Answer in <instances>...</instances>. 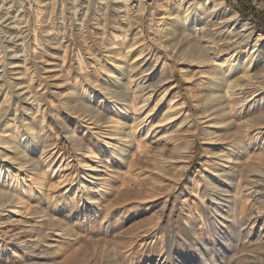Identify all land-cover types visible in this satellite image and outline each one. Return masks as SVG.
I'll list each match as a JSON object with an SVG mask.
<instances>
[{
    "label": "rangeland",
    "instance_id": "1",
    "mask_svg": "<svg viewBox=\"0 0 264 264\" xmlns=\"http://www.w3.org/2000/svg\"><path fill=\"white\" fill-rule=\"evenodd\" d=\"M130 1L123 4L125 13L105 21L89 16L109 10L114 0H92L90 6L87 0H0V61L6 65L5 72L0 69L5 78L0 101L9 94L0 115L10 108L9 118L16 117L12 85L22 75L40 102L27 111L38 133L29 141L35 157L22 148L23 137L30 135L19 122L2 128L12 126L16 135L9 147L0 144L3 153L8 148L1 164L7 160L16 192L7 191L8 200L0 202V264H264L261 214L256 207L257 224L251 229L246 192L233 187L241 173L246 176L247 166L237 175L236 167L211 158L198 120L194 130L180 136L179 149L154 135L142 148L136 142L127 147L118 134L162 97L164 111L171 107L196 119L218 68H231L238 60L253 61L251 74L264 82V47L257 43L264 44V35L253 18L243 19L227 0L223 8L193 13L187 23L177 21L183 12L178 0ZM252 1L264 12V0ZM189 22L197 35L196 28H187ZM247 28L253 38L233 49ZM115 40L116 49L106 51ZM203 48L213 49L208 58ZM140 89L153 93L145 106L133 101ZM92 92L100 97L89 104ZM115 106L122 113L112 112ZM24 111L21 103L18 119ZM259 113L255 109L244 119L232 118L236 124L225 134L229 145L236 143L231 161L242 146L252 148L241 124ZM176 119L179 123L183 117ZM152 128L160 130V125ZM236 136L239 140L232 142ZM118 148L129 151L118 157ZM125 162L132 167L122 170ZM230 168L235 181L225 174L216 178ZM206 179L214 180L209 190ZM201 190L203 204L196 197Z\"/></svg>",
    "mask_w": 264,
    "mask_h": 264
},
{
    "label": "bare ground",
    "instance_id": "2",
    "mask_svg": "<svg viewBox=\"0 0 264 264\" xmlns=\"http://www.w3.org/2000/svg\"><path fill=\"white\" fill-rule=\"evenodd\" d=\"M91 1L92 0H87V4H88L87 6L91 5ZM101 1L103 2L104 0H101ZM76 2H77V0H76ZM129 2H132V1H130V0H114L113 5L109 10L107 7L102 8L103 10L102 11L100 10V13H98L96 15H92V16L90 15L89 17H95V19H96V17H99L98 19H101L103 17V19L105 21H107L108 17H117L119 14L124 12L123 4H126V6H129L130 5ZM141 2L144 3L145 0H141ZM178 2L180 4L181 10L183 12H181V15H179V17L177 18V21L186 20V23H187L188 19H190V16L193 13H194V15L195 14L199 15L202 13V11L205 8H207L209 6L212 9L223 8L222 0H178ZM106 3L107 2H105V4ZM103 4L104 3H101V5H103ZM232 17L234 18L235 22H237V20L235 19L237 17L236 12L233 14ZM87 18H88V16H87ZM193 18L195 19V17H193ZM94 23H95V21H94ZM187 26H188L187 27L188 29L196 28V25L193 22H189V25H187ZM170 30H173V29H170ZM197 30L198 29L196 28V30H195L196 35H197ZM245 30H246L245 33L247 35L242 34L243 36L241 38V41L234 43L233 49H237L238 46L241 45V43L244 42L246 39L251 40L253 38L252 32H249L248 28ZM170 32H172V31H170ZM179 36H176V40L179 38ZM116 42L117 41L115 40L114 43L112 42V44H114L113 46L111 45L110 47H106V51H109L112 48L114 49V47H116V45H115ZM257 43H259V45L261 47H264V44L262 43L261 39H258ZM255 47H258V46L255 45ZM107 48H109V49H107ZM203 49L205 52V57L208 58V56L210 54V50H213V49L212 48H203ZM115 53H117V51ZM254 53L255 52L251 53V58H253ZM106 57H108V55H106ZM27 60L28 59H25L24 61L26 62ZM16 63H19V61L14 62V68L18 67L20 65V64H18V66H17ZM252 65H253V61L246 63V62H243L241 60L240 61L238 60V62L235 65H233L231 68L226 69V68H220L219 67L218 68L219 72L216 74V78L214 80V86H212L210 88V92L206 97V102H205L204 106L197 111V117L195 116L196 119H194V117L192 118L191 113H185V114L183 113V115H182V112L179 114V111L177 113L176 112L177 110L175 111V109H171V107L169 109H167L166 111H164L163 110L164 108L161 107V104H160L164 99L162 97L161 100L157 101V103L154 105V108L153 107L146 108L147 114L144 117L143 116H135L132 119L133 124H130V125L128 124L126 129H123L122 132L118 133V134L120 137L119 139H121L122 141L124 140V142L127 144V147H128V145H131L133 142H136L138 144V147L142 148L143 141L146 139H149L150 136L154 135L153 137H151L152 139L156 136H162V139H164L166 142L173 143L174 147H176V148L178 147L177 149H179L181 147L180 146V140H179L180 136H183L185 132H189V131L194 130V128L197 127V123L195 124V122H196V120H198L199 121V126H198L199 134L204 137V140H205V143L207 146V150H208L207 152H208V154H211V158L213 157L215 159V157H216L220 161H225L224 162L225 165L221 163L222 166L223 165L226 166L228 163V164H230L229 166H232L234 168L236 167L235 170L236 169L238 170L237 175L239 174V171L243 172V170H242L243 166H245V165L247 166V169H246L247 174L245 177L242 175V173H241L239 178H238V176L235 177L236 172L232 171L233 168L232 169L230 168L229 169L230 171L223 169V173L221 172V174H217L216 178L224 177L223 174H225V176L228 175L230 178V181H232V182L236 180L235 178H238L237 183L234 182L233 187L237 188L238 192L239 191H241V192L245 191L246 192V197H247L246 199L248 200V209L251 213V216L255 213V209L257 207L259 214H261V216H260L261 220H262V222H264V170L261 167V165H263V163H264V95L262 93H260L262 91L261 88L264 87V85H263L264 82H263V80L258 81L256 79L257 74H254V73L251 74V72L253 71ZM1 68L3 69V72H5L4 70L6 68V65L4 62L0 61V69ZM119 68L123 69L122 64H121V66H119ZM238 73H241L243 75L242 77H244V78L239 79V80L238 79L233 80L232 78H234V76H236ZM23 78H24V75L17 77L16 79L19 82L13 83V85H12L13 86L12 88H14V91H13L14 98H17V101H16L17 106L15 107L16 117L9 118L8 115L10 113V108L9 109L6 108L5 111L3 112V114L0 115V133L2 132V134H0V136H1L0 137V144H2L4 147H9V144L14 143L16 135L12 129V126H9L11 128H9L8 130H5V131L2 130V128L9 121H12V122H14V124L17 127L19 125H21V127L28 130L30 136H27L25 138L23 137L24 141L22 142L23 143L22 148L24 150H26L27 152H29L28 156H32L31 158H33L36 156V154L38 152L36 150H33V148L31 149V144L29 141L33 135L37 136L38 133L35 132L33 125L31 123V120H30L33 117L27 111L29 108L31 109V108H34L35 106L39 107L40 102H39L38 98L36 97V95L31 92V90H30L31 87L28 86L26 84V82L22 80ZM4 79H3V73H2V75H0V97L5 92V85H4L5 82L2 81ZM236 83H237V85H236ZM137 87H139V86H137ZM151 91L152 90L140 89V91L135 93V95L133 96V101L135 100V103L137 102L138 105H141V104H144V106L147 105L149 103V101L153 100L152 99L153 93ZM93 92H92V95L90 96L91 102H89V104H91L92 102L98 101V98L100 97L98 95L94 96ZM8 96H9V94L6 93L4 100L2 102L0 101V108L1 109H4V107H6V105L8 103V99H7ZM119 101H124V100L120 99ZM21 103L25 105V111L22 112L23 114L21 113L22 117H20V119H18L17 116H18V114L20 115V113H18V110L21 106ZM8 106L10 107L11 104ZM159 107H160L159 111L155 115H153L152 112L156 108H159ZM80 108H84V110H86V107H84V105H82V104H80ZM87 109L91 114H93V115L95 114L96 117L101 116V113L99 111H95L93 108H87ZM110 109L112 110V112H119V113L121 112L122 113V111L120 110L119 107L115 106V107H111ZM255 109H258L260 112L259 114H257V115H259V117L257 119H255V120L248 119L247 122H245L244 124H241L239 122L241 124V126L243 125L241 128L244 130V132L249 137H251V140L253 142L252 148L250 147V149H249V148H244L242 146L243 147V148L241 147L242 150L240 149V153H238V155H239L238 159L231 161L232 160V154L234 153L233 147H235L234 145H236V143H234L233 146L229 145V144H231L230 143L231 138L229 136H225V134L227 132H229V130L232 129L236 124L235 123L236 121H233L232 118L235 115L239 114V117L244 119V118H246L245 116L248 112H250V114H251V112ZM123 112H126V111H123ZM25 115L28 116V118L25 117ZM177 116H178V118L183 117V120L179 123H176L178 120V119H176ZM18 122L20 123L19 125H18ZM154 123H158L160 125V128H159L160 130H157V131L153 130L154 128H152V124H154ZM125 124H127V123H125ZM16 126H14V127H16ZM123 127H124V125H123ZM153 127H154V125H153ZM4 129H5V127H4ZM4 137L8 138L7 142H6V139L2 140V139H4ZM115 139H116V137H115ZM235 140L237 142L239 140V136L234 137L232 142ZM116 143L119 144L118 142H116ZM116 143H115V145H116ZM7 149L8 148H5L6 152H7ZM127 149L128 148H126V150ZM119 150H120V153H116V155H118V157L122 156L123 153H126L129 151V149L127 151L125 149H119ZM6 152L3 153V150H0V202L1 203L8 200V197L11 194L13 195L12 191L16 192L15 191L16 187L13 184V182H11L12 181V178H11L12 171L8 167L9 164H8L7 160L4 159L6 163L4 165L1 164L3 158L7 157ZM176 156H178V155H176ZM122 158H125V157H122ZM135 161H136V159H135ZM28 162H30L29 164L33 163V162H31L30 157L28 159ZM257 162H259L260 165L258 164V166H257V164H256ZM26 163H27V161H26ZM131 165H132V163H131ZM129 167H132V166H130V164L128 162H125L124 166L121 167V169L125 170L126 168L128 169ZM31 171L33 173H38L35 170H31ZM36 175H38V174H36ZM208 179H206L205 184L207 186V189L208 188L211 189L214 186V183H213L214 180L212 182ZM242 179H244V180H242ZM191 190H193V188ZM212 190H214V189H212ZM7 191H9V192L11 191V194L9 195V193ZM186 191H187L186 194H190L191 196L193 195V193H195L193 191H192L193 193H189V190H186ZM195 191H197V190H195ZM199 191H200V189H199ZM120 192H122V191H120ZM221 193H222V191H221ZM197 194H199V195H197L196 197L200 196V198H201L200 200H202V204H203L204 199L206 198L205 190L204 191L201 190V192L200 193L198 192ZM211 200H212V198H211ZM194 201H196V200H194ZM205 206H207V205H205ZM253 217L254 216H252L250 218V220H251V227L250 228L251 229H253L255 227V225L257 224L256 218L255 217L253 218ZM185 222H186V220H185ZM186 226H187V222L185 224V227ZM258 235H260V234H258ZM259 238H260V241L264 242V236H260Z\"/></svg>",
    "mask_w": 264,
    "mask_h": 264
},
{
    "label": "trees",
    "instance_id": "3",
    "mask_svg": "<svg viewBox=\"0 0 264 264\" xmlns=\"http://www.w3.org/2000/svg\"><path fill=\"white\" fill-rule=\"evenodd\" d=\"M239 12L243 19L253 18L260 33L264 35V12L257 11L252 0H237L233 3L232 0H227Z\"/></svg>",
    "mask_w": 264,
    "mask_h": 264
}]
</instances>
